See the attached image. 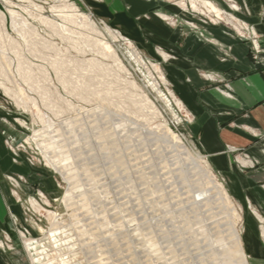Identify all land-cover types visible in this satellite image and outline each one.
Segmentation results:
<instances>
[{"label": "rangeland", "instance_id": "1", "mask_svg": "<svg viewBox=\"0 0 264 264\" xmlns=\"http://www.w3.org/2000/svg\"><path fill=\"white\" fill-rule=\"evenodd\" d=\"M9 1L10 4H5L0 0V12L5 16V31L13 41L7 51L0 46V58L7 61L8 65L0 70V125L5 136V146L11 152L13 160L20 161L27 170L26 175L6 176V180L14 191L19 186L30 187L31 190L19 202L21 217L14 219L11 245H6V249L20 252L22 264H32L28 253L30 250L26 249L27 243L35 249L34 252L30 251L34 264H244L242 251L235 250L231 243L224 241L226 239L222 235L219 237L216 233L210 234L204 220L199 219L202 217H198L201 212L195 211L192 204L184 202L183 205L181 197L178 198L179 193L169 191L172 194L166 193L165 197V191L171 188L169 185L176 176L178 180L182 179L198 190H204V183L207 181L221 184L223 181L201 150L199 139L194 134L192 116L182 104L178 107L170 98L169 94L173 93L178 100L165 73L166 67L173 62V56L165 53L157 46V42L165 35L166 31L162 28H167L172 36L182 28V39L193 34L204 43L215 46L222 60L228 57L229 50L214 42L209 34L211 26H220L233 39L245 44L248 56L256 61L264 53V39L257 31V26L264 24V0H193L200 2L197 3L199 10L191 7V0ZM203 2L212 3V7L217 8V17L213 13H207L206 7L200 5ZM181 3H184L183 7ZM63 5H71L76 11L88 16L108 42H111V38L107 36L106 27L118 32L140 52L149 73L135 67L117 44L114 46L127 71H120L112 59L90 51L89 47L84 46L86 38L83 35L85 33L92 38L91 35L83 32L80 25H68L58 17L61 13L57 10H61ZM11 10L17 14L13 23L7 12ZM119 16L133 21L137 35L133 36L123 29L124 24H120ZM40 18L47 19L48 23L52 21V26L56 29L45 25L41 20L40 22ZM64 28L72 33L63 31ZM80 33L82 34L79 35ZM147 46L150 47V52L146 50ZM83 49L84 53L81 52ZM91 58L112 71L104 72V75L91 73L82 64L83 59ZM17 60L31 73L29 82L35 88L20 78H15ZM75 61L80 64H75ZM152 65H158L165 84L159 81L158 74L151 69ZM2 71L10 74L11 83L3 79ZM199 76L203 80H210L203 72ZM61 77L69 80L68 84H60ZM86 78L93 80L88 88L82 86ZM131 82L135 88L130 86ZM149 82L157 83L161 95L167 99L162 101L156 91L148 86ZM4 87L14 91L15 96H6ZM40 93H46V96ZM95 95L98 98L99 95L104 96L105 100L108 98L105 103L107 108L96 101ZM139 95L144 97L145 102H141ZM58 96L63 99L64 105L57 100ZM13 98H17V101ZM48 106L55 108L48 109ZM73 107L94 110L93 112L110 122L112 130L107 134V131L102 132L103 128L92 126L86 121H77L76 115H73ZM36 112L41 115L42 121L35 116ZM131 118L135 120L132 121ZM120 127L134 130L136 134L134 137L130 136L133 139H125ZM165 130L183 139V147L181 144L178 146V143H171ZM110 132H114L115 137ZM138 133L144 136L143 140L137 139ZM150 134L152 138H158L157 143H151ZM61 135L74 153L73 156L61 150L57 140V136ZM27 136L32 142L35 140L34 143L25 142ZM143 143L146 144V152L148 151L145 156V150L140 151L141 146L138 145ZM45 149L56 153L57 161L50 158ZM139 152L145 160L141 159ZM49 164L58 168L59 172H55ZM112 186H117L116 189L130 199L129 207L127 206L130 217L121 205L122 200L118 199L120 196L114 197ZM162 186L164 191L161 190ZM180 187L183 188L182 192L186 190L184 185ZM160 195L163 196L162 199ZM204 199L208 206L215 204L208 195ZM234 208L241 217L238 207L235 205ZM55 213L62 217L69 230L74 231L75 242L70 237L67 241L66 236L62 240V236L58 235L48 221L49 214ZM229 217L228 223L221 222L222 226L236 231L241 238V219L236 221L231 215ZM83 220L88 221V224L85 225ZM142 223L147 229L151 226L150 230H144ZM123 233L126 234L125 237ZM127 236L131 238H126ZM194 239L203 240L204 247L200 248L202 245L199 242L195 244ZM101 240L111 244L102 249ZM138 244L143 246V253L138 249L140 246H136ZM146 252L150 257L144 254Z\"/></svg>", "mask_w": 264, "mask_h": 264}, {"label": "crops", "instance_id": "2", "mask_svg": "<svg viewBox=\"0 0 264 264\" xmlns=\"http://www.w3.org/2000/svg\"><path fill=\"white\" fill-rule=\"evenodd\" d=\"M118 19L123 29L137 35L133 21L125 16ZM166 29L162 28L165 35L157 42L173 56L165 73L178 100L193 118L201 150L241 212L243 263L264 264V53L256 61L251 60L245 44L233 39L224 28L211 26L210 37L229 50L228 57L221 60L212 44L193 34L182 39V28L173 36ZM257 31L264 39V24L258 25ZM146 50L150 52V47ZM201 72L210 80H203ZM2 129L0 125V264H22L21 253L5 246L11 245L14 219L21 217L19 202L31 189L19 186L14 191L6 180V176L26 175L27 169L13 160ZM26 249L35 250L29 243Z\"/></svg>", "mask_w": 264, "mask_h": 264}, {"label": "bare ground", "instance_id": "3", "mask_svg": "<svg viewBox=\"0 0 264 264\" xmlns=\"http://www.w3.org/2000/svg\"><path fill=\"white\" fill-rule=\"evenodd\" d=\"M3 2L5 3V4H10L11 3V1H9V0H3ZM182 2V1H181ZM197 3L198 2H195V1H193V0H191L190 1V4H191V7L194 9V10H199V6L197 5ZM200 3V2H199ZM198 3V4H199ZM180 4V2L178 3V5ZM181 5H182V3H181ZM183 5H184V3H183ZM183 5H182V7H183ZM200 5H203V6H205L206 7V10H207V13L209 14V13H213L216 17H217V14L219 13V12H217L216 11V9L217 8H213L212 6H214L212 3H208V2H203L202 4H200ZM64 7L62 8V9H64V10H57L58 12H60L61 13V15H58V17L59 18H61L65 23H69L68 25H70V23L71 24H78V26H79V28H81V30H83V32L84 31H86V33L88 32V35L90 34L91 36L90 37H92V38H89L87 35H85V33H84V37L86 38V40L84 41V46L85 47H89V50L90 51H92L94 54H96V55H99V56H103V57H105V58H110V59H112L113 60V62H115L116 63V65H117V68L120 70V71H125L126 69H125V67L123 66V64H122V60H121V58L118 56V53H117V50H116V45L115 44H117L118 46H120L123 50H124V54H125V56H127L128 57V59H129V61L135 66V67H140V68H142V69H145L146 70V72H148L149 73V71H148V68L146 67V64H145V62H144V60H143V58H142V56H141V54H140V52H138L136 49H135V47L134 46H132V44L130 43V42H128L126 39H124L122 36H120L119 34H118V32H114V31H112V30H110V28H108V27H106V32H107V36L108 37H110L111 38V42H108L104 37H103V35H102V33H101V31H99L98 30V28L93 24V22L90 20V18L88 17V16H85L83 13H80L79 11H76L73 7H70V6H68V5H63ZM187 6V5H186ZM57 9V8H56ZM56 9L54 10V11H56ZM183 9V8H182ZM185 9V8H184ZM9 10V9H8ZM78 10V9H77ZM14 11V10H13ZM12 10L11 11H7L8 12V14L10 15V19H11V21H12V23H13V21L15 20V18H17V14L16 13H14ZM56 11V12H57ZM185 13V12H184ZM4 14L2 13V12H0V46H2V48L4 49V50H8L9 48H10V46L12 45V43H13V41H12V39L10 38V36L7 34V32L5 31V19H4ZM169 17V16H168ZM42 21V23H44L45 25L46 24H48V25H50V26H52L53 25V22L52 21H50L49 23H48V21H47V19H39V21ZM167 20V19H166ZM40 21V22H41ZM62 21V22H63ZM52 22V23H51ZM51 23V24H50ZM64 23V24H65ZM40 24V23H39ZM44 26V25H43ZM59 26V25H58ZM64 26V25H63ZM72 26V25H71ZM75 26H77V25H75ZM52 27H54V26H52ZM66 27V26H65ZM55 28V27H54ZM69 28V27H68ZM66 29V28H64V30L63 31H68L69 33H72L71 31H69V29ZM53 29V28H52ZM51 29V30H52ZM56 29V28H55ZM61 29V28H60ZM78 29V28H77ZM58 30V29H57ZM73 30H75V29H73ZM80 30V29H79ZM55 31V30H54ZM61 32V31H60ZM82 33H80L79 35H81ZM104 34V33H103ZM106 37V36H105ZM126 38V37H125ZM108 39V38H107ZM14 45V44H13ZM115 45V46H114ZM134 45V44H133ZM6 50V51H7ZM84 49L83 50H81V52L82 53H84ZM3 53H5V52H3ZM2 53V54H3ZM6 54V53H5ZM4 58V57H3ZM125 58V57H124ZM20 60V59H19ZM19 60H17V62H16V64H15V66H16V68H15V72H16V75H15V78H20L21 80H23L24 82H26L27 84H29L31 87H34V86H32V84L29 82L30 81V78H31V73L29 72V70L28 69H24L23 67H22V65L20 64V61ZM7 62V61H6ZM6 62H4V61H2L1 60V58H0V70H3V69H1V68H3L4 67V69H5V66H8V65H6ZM76 63L75 64H77L78 63V65L80 64L79 63V61H75ZM82 64H84L85 65V67H87L86 69H89L90 71H92L91 73H93V72H95L97 75L99 74H105L104 72H110V71H112L111 70V68H109L108 66V68H106L105 66H103L102 65V63L101 62H99L98 60H96V59H93V58H91V59H87V60H82ZM127 62H128V60H127ZM126 62V63H127ZM74 64V63H73ZM78 65H75L76 66V68L77 67H79ZM126 66V65H125ZM128 66H129V64H128ZM158 65H152V70H153V72H155V74L157 73L158 74V76H159V81H161V83H163V84H165V79H164V77H163V75H162V73L160 72V69H159V67H157ZM81 68H82V66H81ZM57 69H59L58 67H57ZM77 69H80V67L79 68H77ZM132 69H134V68H132ZM140 70V69H139ZM150 70V69H149ZM89 71V72H90ZM127 71V70H126ZM137 71V70H136ZM2 72H4V78L3 79H5V81H7L8 83H11V81H12V79H11V77H10V74H8V72H6V71H2ZM140 72V71H139ZM1 73V72H0ZM102 76V75H101ZM1 77V76H0ZM64 77V76H63ZM158 78V77H157ZM102 79V78H101ZM117 79V78H116ZM69 81V80H68ZM68 81L67 80H65V79H63L62 77H61V79H60V84H62L63 86H64V84L65 83H67L68 84ZM93 82V80H91L90 78H86L85 79V81H83L82 82V86L84 87V88H86L88 85H90L91 83ZM98 82V81H97ZM102 82V81H101ZM148 82V81H147ZM150 84L148 85L149 87H151L152 88V90H154V91H156V93H157V95H158V97L160 98V99H162V101L163 100H166L165 99V97H163L162 95H161V93H160V91L158 90V84L157 83H155V82H149ZM76 84V83H75ZM100 84V83H99ZM130 84V86L132 87V88H135V85H134V83H129ZM1 86H2V84H0ZM81 85H80V88H81ZM76 86H78V85H76ZM91 86V85H90ZM110 86V85H109ZM35 88V87H34ZM88 88V87H87ZM77 89V88H76ZM79 89V88H78ZM4 93H6V96H9L10 97V95H12L13 97L15 96L14 95V91L12 92V90H10L9 88H6V87H4ZM83 90V89H82ZM99 90V89H98ZM45 91H47V89L45 90ZM44 91V92H45ZM79 91V90H78ZM97 91V90H96ZM119 91V90H118ZM48 92V91H47ZM46 92V93H47ZM81 92V91H80ZM88 92V91H87ZM46 93L44 94V93H40V94H43L44 96H46ZM79 93V92H78ZM81 93H83V92H81ZM92 93H94V92H92ZM91 93V94H92ZM97 93V92H96ZM95 93V94H96ZM8 94V95H7ZM53 95H54V93H53ZM79 96H80V94H78ZM156 95V94H155ZM170 95V98L173 100V102H174V104L176 105V106H178V107H181L182 105H181V102L179 101V100H177L176 98H175V96H174V94L173 93H170L169 94ZM43 96V97H44ZM140 96V99H142L141 100V102L142 101H144L143 100V96H141V95H139ZM47 97H50V96H47ZM84 97V96H83ZM94 97V96H93ZM95 99H96V101L97 102H99V104L102 106V107H104V108H107V105L105 104L108 100V98L105 100V97L104 96H100L99 95V98L97 97V95H95ZM57 98V100L58 101H60L61 103L63 102V105H64V101H62L63 99L62 98H60L59 96L58 97H56ZM82 98V97H81ZM157 98V97H156ZM10 99H12V98H10ZM13 99H15L16 101H17V98H13ZM45 99V100H44ZM44 99H42V101L44 100V102H46L47 103V101H46V98L44 97ZM50 99V98H49ZM83 99H85V98H83ZM31 100V99H30ZM51 100V99H50ZM33 101V100H32ZM52 101V100H51ZM80 101V100H79ZM95 101V100H94ZM148 101V100H147ZM159 101V100H158ZM66 102V101H65ZM85 102V101H84ZM96 102V103H97ZM132 102V101H131ZM145 102V101H144ZM164 102H166V101H164ZM17 103V102H16ZM43 103V102H42ZM60 103V104H61ZM95 103V102H94ZM95 103V104H96ZM147 103V102H146ZM167 103V102H166ZM34 104H35V102H34ZM44 105H45V103H43ZM49 104H51V103H49ZM48 104V105H49ZM56 104V103H55ZM133 104V103H132ZM168 104V103H167ZM17 105V104H16ZM20 105V104H19ZM18 105V106H19ZM51 105H54L53 103L51 104ZM68 105H70L71 106V104H68ZM109 105V104H108ZM138 105V104H137ZM141 106H143L142 104H140ZM17 106V107H18ZM56 106V105H55ZM99 106V105H98ZM20 107V106H19ZM46 107V106H45ZM51 107V108H50ZM140 107V106H139ZM35 109H36V107H34ZM54 109L55 107H52V106H48V109ZM59 108V107H58ZM69 108V107H68ZM72 108V107H71ZM70 108V109H71ZM81 109V108H80ZM77 109L76 107H73V110H74V112H73V115H76L75 117V119H77V121H79V120H81L82 122H84V121H86V122H88V123H90L92 126H95L96 125V127H98V128H100V129H105L104 131H103V129H102V132H104L105 133V131H107L106 133L108 134L109 133V130L111 129L112 130V126H111V124H110V122L108 121V120H106L105 118H103V117H101V116H99V115H97L95 112H93V111H89V110H85V109ZM72 111V110H71ZM111 111V110H110ZM35 116H37V118L38 119H40L41 121H42V117H41V115L38 113V112H36V115ZM174 118V117H173ZM175 119V118H174ZM131 120L132 121H134L135 119L134 118H131ZM134 130H130V129H128V128H123V127H120V132L122 133V136L125 138V139H127V140H130V136H133L134 134H136V133H134L133 132ZM138 132V131H137ZM148 132V131H147ZM165 132H168V134H169V136H170V142L171 143H174V144H177L178 146H179V144H184V143H182L183 141V139H181V138H179L178 136L176 137L175 136V134H172L169 130H165ZM111 133V132H110ZM111 134H113V136H114V132H112ZM147 134H149V133H147ZM144 135H145V133H144ZM111 136V135H110ZM149 136H151V134L149 135ZM148 136V137H149ZM63 136L61 135V136H57V140H58V142L60 143V147H61V150L62 151H64V152H66L67 154L69 153L70 154V156H73L74 155V153L70 150V148L67 146V144L65 143V141H63L62 138ZM115 137V136H114ZM134 137V136H133ZM112 138V137H111ZM116 139V138H115ZM131 139H133V138H131ZM136 139V138H135ZM137 139H140V140H143L144 139V136L142 135V134H140L139 135V133L137 134ZM150 139V138H149ZM117 140V139H116ZM151 143H157V141H158V138H152V136H151ZM24 141L25 142H27V143H34V141L32 142V140H31V138H29V136H27L25 139H24ZM117 142V141H116ZM145 143H147V141H145ZM145 143H143L142 145L141 144H138L139 146H141V150L140 151H143V150H145V153H144V156H145V154L148 152H146V146H144V144ZM146 145V144H145ZM167 147H169V145H167V144H165ZM166 147V148H167ZM171 147V146H170ZM182 147H183V145H182ZM181 147V148H182ZM149 149V148H148ZM147 149V150H148ZM42 150V149H41ZM46 151H47V155L50 157V158H52L53 160H55V161H57V159H58V155L56 154V153H54V152H52L50 149H45ZM180 150H182V149H180ZM180 152V151H179ZM182 152V151H181ZM136 153H137V151H136ZM184 153V152H183ZM139 154H140V152H139ZM148 154V153H147ZM181 154V153H180ZM142 153L139 155L140 157H141V159H144V158H142ZM181 156H184L183 154H181ZM195 156V155H194ZM139 157V158H140ZM185 157V156H184ZM182 158V157H181ZM51 159V160H52ZM145 160V159H144ZM143 160V161H144ZM43 161V160H42ZM46 164H48V163H46ZM50 165V167L55 171V172H59V169L58 168H55V167H53L51 164H49ZM163 168L164 169H166V166H163ZM164 171V170H163ZM176 173V172H175ZM184 174V173H183ZM186 174V173H185ZM166 175V174H165ZM187 175V174H186ZM185 175V176H186ZM162 176V175H161ZM176 176V175H175ZM190 176V175H189ZM163 177V176H162ZM165 177V176H164ZM188 177V176H187ZM152 178V177H151ZM159 178V177H158ZM168 178H170V177H168ZM171 178H172V176H171ZM174 178V177H173ZM192 178V177H191ZM175 179H177L176 181H175ZM174 180L173 179H169V180H173L171 183H170V185H169V187H171V188H167L168 190L167 191H165V197H166V193L167 194H169L170 195V193L172 192L173 194H178L179 193V195H178V198H180V200H181V203L183 204V205H185L186 203H187V205L188 204H192L193 205V207H194V209H196L195 211H199V213L201 212V215L200 216H198V217H202V218H199L201 221H203V223H205V225H207V227H208V231H209V233L211 234H213V233H216V236H218L219 235V237H220V235H222L226 240H224V241H227V242H229V243H231V245L235 248V250H237L238 252H241L242 251V248H241V244H240V236H239V234L236 232V231H232V229H229L227 226L225 227H223L222 226V221H224V222H226V223H228L227 222V218L231 215L233 218H234V220H236V221H240V219H241V217H240V215L239 214H237L236 213V211H235V208H234V204L232 203V201H231V199L229 198V196H228V194L226 193V191H225V189L223 188V186H222V184L221 183H218V182H216V181H207L206 183H204L205 184V187H204V190H201V189H194V186L193 185H191V186H193V189L191 188V186L189 185V184H187L184 180H182V179H179L178 180V178H177V176H176V178H175ZM195 179V178H194ZM154 180V179H153ZM157 180H159V179H155V181H157ZM187 180V179H186ZM162 181V180H161ZM160 181V183H162ZM187 181H189V180H187ZM164 182V181H163ZM168 182V181H167ZM191 182V181H190ZM159 183V182H158ZM159 183V184H160ZM188 185V188H187V185ZM154 184H156V182L154 183ZM163 184V183H162ZM165 184V183H164ZM163 184V185H164ZM180 185H184L186 188V190H183V192L181 191L182 189H181V187H180ZM202 185V184H201ZM165 186H167L166 184H165ZM116 187L117 186H112L111 187V190L113 189L114 190V194L113 195H115L114 197H119L120 196V198H118V199H121L122 200V206L125 208V212H127V206H128V203L130 202V199L128 200V196L125 194V195H123V194H121L120 193V190L117 188L116 189ZM156 188H157V186H155ZM160 189V188H159ZM161 190L162 191H164L163 190V186H162V188H161ZM157 191H158V188H157ZM162 191H161V193H162ZM169 191H171V192H169ZM181 192H182V194H181ZM160 193V194H161ZM171 193V194H172ZM159 194V193H158ZM157 194V195H158ZM163 195H164V193H163ZM206 195H208L209 196V199H212L213 200V202H215V204L214 205H207L206 204V202H205V200L206 199H204V197L206 196ZM174 196V195H173ZM172 196V197H173ZM160 197H161V195H160ZM163 197V196H162ZM162 197H161V199H162ZM168 197H170V196H168ZM176 198V197H175ZM174 198V199H175ZM164 199V198H163ZM187 200H190V202L189 201H187ZM187 201V202H186ZM173 202V201H172ZM180 202V201H179ZM178 202V203H179ZM184 202H185V204H184ZM207 202H209V201H207ZM33 203V202H32ZM180 203V204H181ZM210 203V202H209ZM175 204V203H174ZM172 205V204H171ZM179 205V204H178ZM182 205V206H183ZM186 205V206H187ZM129 207V206H128ZM131 207V206H130ZM134 207V206H133ZM175 206H173V208H174ZM188 207V206H187ZM178 208H180L179 206H178ZM138 209V208H137ZM177 209V208H176ZM37 211V210H36ZM129 211V210H128ZM193 212H194V210H192ZM139 213H141V212H139ZM196 213V212H195ZM127 214H128V212H127ZM159 214V213H158ZM163 214V213H162ZM129 215V214H128ZM137 215H139L138 214V212H137ZM229 215V216H228ZM239 215V216H238ZM140 216V215H139ZM129 217H130V215H129ZM135 217V216H134ZM163 217V216H162ZM232 217H231V219H232ZM230 218V217H229ZM115 219V218H114ZM145 219V218H144ZM163 219V218H162ZM135 220V219H134ZM150 220V219H149ZM166 220H168V219H166ZM48 221L53 225V227L55 228V230H56V232L58 233V235H60V236H62V238H63V236L65 237H67V241H68V237H70V238H72L71 240L72 241H74V239H75V235H74V231L72 232L71 230H69L68 229V227H66L65 225H64V223H63V219H62V217L58 214V213H55V214H49V217H48ZM84 221V220H83ZM119 222V221H118ZM171 222V221H170ZM179 222V221H178ZM84 223H85V225L86 224H88V221L86 222V221H84ZM141 223V222H140ZM180 223V222H179ZM234 223V222H233ZM138 224H139V222H138ZM146 224H147V222H146ZM91 225V224H90ZM145 224L144 223H142V226L144 227V230H150V227L151 226H148V229L146 228V225L144 226ZM170 225H171V223H170ZM182 225V224H181ZM89 226V225H88ZM168 226H169V223H168ZM91 230V229H90ZM185 230V229H184ZM124 231H125V229H124ZM153 231V230H152ZM121 232V231H120ZM148 232V231H147ZM122 233V232H121ZM120 233V234H121ZM98 234V233H97ZM124 234V233H123ZM129 234V233H128ZM125 235L126 234H124V237H125ZM215 235V234H214ZM221 236V238H223ZM24 237V236H23ZM129 236H127L126 238H128ZM131 238V236L129 237V239ZM190 238V237H189ZM223 238V239H224ZM65 238H63L62 240H64ZM104 239H105V237H104ZM133 239V238H132ZM191 240V239H190ZM195 240V239H194ZM66 241V240H65ZM65 241H63V242H65ZM80 241V240H79ZM88 241V240H87ZM92 241V240H91ZM109 241V240H108ZM75 242V241H74ZM100 242V241H99ZM128 242H129V240H128ZM187 242V241H186ZM196 242H199L202 246H200V248H202V247H204V244H203V240H201V239H197V240H195V244H196ZM48 244H49V242H47ZM131 243H132V241H131ZM136 242H133V244H135ZM36 244H39L40 245V243L39 242H36ZM83 244V243H82ZM91 244V243H90ZM107 244H111V242L110 243H108L106 240H101V248L103 249L105 246H107ZM64 245H66V244H64ZM132 245V244H131ZM193 245V244H192ZM82 246V245H81ZM84 246V245H83ZM135 246V245H134ZM136 246H140V247H138V249H140L139 251L140 252H142L143 253V250H144V248H143V246L142 245H140V244H138V245H136ZM75 247V246H74ZM71 249H75V248H71ZM82 249V248H81ZM87 249V248H86ZM102 249H101V251H102ZM109 250V249H108ZM89 251V250H88ZM101 251H100V254H101ZM106 251V250H105ZM105 251H104V253H105ZM83 252V251H82ZM85 252V251H84ZM83 252V253H84ZM96 252V251H95ZM107 252V251H106ZM109 252V251H108ZM28 253H29V256H30V258H32L31 257V253H30V251H28ZM78 253H80V250H79V252ZM87 253V252H86ZM85 253V254H86ZM137 253V252H136ZM88 254H89V252H88ZM87 254V255H88ZM140 254V253H139ZM146 256H149V254H148V252H146V253H144ZM102 255H104L103 254V251H102ZM142 255V254H141ZM145 255H144V257H145ZM93 256H94V254H93ZM107 256L109 257V255L107 254ZM106 256V257H107ZM111 256V255H110ZM188 256V255H187ZM90 257V256H89ZM94 257H96V256H94ZM143 257V258H144ZM150 257V256H149ZM85 258V257H84ZM88 258V257H87ZM86 258V259H87ZM91 258V257H90ZM102 258H105V257H102ZM111 258H112V256H111ZM110 258V259H111ZM114 258V257H113ZM112 258V259H113ZM28 259V258H27ZM95 259V258H94ZM150 259H153V258H150ZM54 260V259H53ZM57 260V259H56ZM56 260H54V261H56ZM103 260V259H102ZM114 260V259H113ZM145 260V259H144ZM95 261H97V260H95ZM94 261V262H95ZM105 261V260H104ZM106 261H107V258H106ZM110 261V260H109ZM112 261V260H111ZM50 262V261H49ZM87 262V261H86ZM55 263V262H54ZM58 263V262H57ZM56 263V264H57ZM60 263V262H59ZM58 263V264H59ZM85 263V262H84ZM109 263V262H108ZM108 263H106V264H108ZM63 264V263H62ZM95 264H97V262H95ZM110 264V263H109ZM111 264H112V262H111Z\"/></svg>", "mask_w": 264, "mask_h": 264}]
</instances>
